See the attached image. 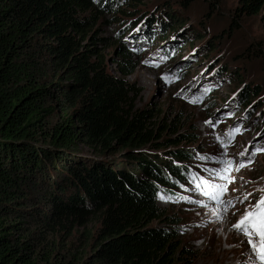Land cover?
Wrapping results in <instances>:
<instances>
[{"label": "trees", "instance_id": "trees-1", "mask_svg": "<svg viewBox=\"0 0 264 264\" xmlns=\"http://www.w3.org/2000/svg\"><path fill=\"white\" fill-rule=\"evenodd\" d=\"M130 1L141 3L0 0V264H180L177 221L157 201L177 198L193 174L177 147L197 144L196 133L165 137L175 124H157L152 108L136 105L128 41L112 43L122 59L116 77L103 50L111 40L93 32ZM239 4L242 17H264V0ZM247 89L237 96L245 105ZM93 218V243L80 252L74 244Z\"/></svg>", "mask_w": 264, "mask_h": 264}, {"label": "rangeland", "instance_id": "rangeland-1", "mask_svg": "<svg viewBox=\"0 0 264 264\" xmlns=\"http://www.w3.org/2000/svg\"><path fill=\"white\" fill-rule=\"evenodd\" d=\"M179 1L124 2L120 11L125 14L117 11L115 18L105 16L93 32L111 40L103 50L116 77H122V59L112 43L122 36L128 41L133 72L127 79L140 92L136 105L152 108L157 124H175L178 132L168 131L165 137L189 135L192 129L196 133L197 144L183 141L177 147L187 149L188 160L179 163L193 174L173 190L177 198L167 194L157 201L161 213L177 221L172 227L180 245L175 260L180 264H255L247 239L233 225L246 207L264 196V151H259L264 150V17H242L239 0L218 4L195 0L184 9ZM130 12L138 15L134 22ZM174 12L173 18L180 21H171ZM138 27L137 35L129 34ZM153 28L155 41L146 44V34ZM168 48L173 49L166 54ZM246 87L252 97L248 105L237 99ZM253 90L259 95L255 97ZM209 184H226L222 199L232 200L235 207L218 216L222 205L205 194ZM248 193V200L239 203ZM155 225L165 227L161 221ZM98 227L93 218L88 238L77 241L74 248L80 252L89 248Z\"/></svg>", "mask_w": 264, "mask_h": 264}, {"label": "snow or ice", "instance_id": "snow-or-ice-1", "mask_svg": "<svg viewBox=\"0 0 264 264\" xmlns=\"http://www.w3.org/2000/svg\"><path fill=\"white\" fill-rule=\"evenodd\" d=\"M244 154L245 153H241V155ZM231 163V161L228 162L229 168ZM240 167H244L243 162L241 163ZM228 179L231 182H234V179ZM226 192V184L217 186L209 184L208 189L205 190V194L209 196V199L215 200L216 203L222 205L223 211L221 213H217L218 216L222 215L223 212H227L230 207H235V204L232 200L222 199ZM250 195L251 193L246 194L243 200H240L239 203H244L247 201ZM233 228L239 234L246 237L247 244L251 248L255 258L259 260L260 264H264V196L259 197L254 204H250L249 207L245 208L243 215L233 225Z\"/></svg>", "mask_w": 264, "mask_h": 264}, {"label": "bare ground", "instance_id": "bare-ground-1", "mask_svg": "<svg viewBox=\"0 0 264 264\" xmlns=\"http://www.w3.org/2000/svg\"><path fill=\"white\" fill-rule=\"evenodd\" d=\"M144 78V77H143ZM175 87H177V85L175 84ZM172 88V87H171ZM244 240H246V237H244ZM247 241V240H246ZM253 258H255V256H254V254H253V257H252V259ZM255 260H256V263L255 264H260V262H259V260L258 259H256L255 258ZM251 264H253V263H251Z\"/></svg>", "mask_w": 264, "mask_h": 264}]
</instances>
